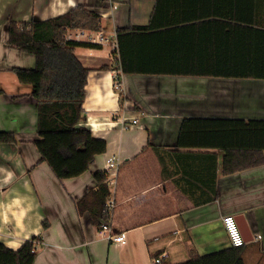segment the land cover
<instances>
[{
  "label": "crops",
  "instance_id": "crops-1",
  "mask_svg": "<svg viewBox=\"0 0 264 264\" xmlns=\"http://www.w3.org/2000/svg\"><path fill=\"white\" fill-rule=\"evenodd\" d=\"M79 5L102 16L100 32L109 37L148 25L156 0H0V242L18 250L38 237L35 264H157L159 257L180 264L192 250L204 256L231 248L222 218L234 215L252 237L242 248L245 264H264V165L225 175L220 150L178 147L185 118L264 120V79L124 75L113 50L78 47L90 69L78 125L87 130L40 133L33 87L12 71L33 69L36 57L9 45L8 26ZM217 10L252 11L251 26L264 29V0H170L162 12ZM152 145L167 149L163 162ZM111 155L122 161L116 178L104 171ZM102 181L115 205L100 225L78 202ZM120 234L124 244L110 239Z\"/></svg>",
  "mask_w": 264,
  "mask_h": 264
},
{
  "label": "trees",
  "instance_id": "trees-1",
  "mask_svg": "<svg viewBox=\"0 0 264 264\" xmlns=\"http://www.w3.org/2000/svg\"><path fill=\"white\" fill-rule=\"evenodd\" d=\"M169 1L156 0L148 25L118 29V47L112 54L121 74L264 79V29L251 26L255 23L252 11L238 14L217 10L176 17L179 14L175 12H162L163 2ZM160 17L167 19L159 20ZM102 29V16L84 5L47 20L10 21L9 45L36 57L33 69L16 67L12 71L20 83L33 87L29 96L38 104L40 133L87 130L78 125L86 118L84 103L90 69L76 55V48L101 49L102 45L70 39L69 33ZM3 141L0 139V143ZM178 147L220 150L224 153L225 175L260 167L264 165V120L185 118ZM153 148L163 162L167 149L156 145ZM110 198L108 184L99 182L78 202L79 211H89L102 225L112 217L106 207ZM38 240H27L18 250L0 242V264H35ZM242 248L231 247L204 256L192 250L190 259L180 264H245Z\"/></svg>",
  "mask_w": 264,
  "mask_h": 264
},
{
  "label": "built area",
  "instance_id": "built-area-1",
  "mask_svg": "<svg viewBox=\"0 0 264 264\" xmlns=\"http://www.w3.org/2000/svg\"><path fill=\"white\" fill-rule=\"evenodd\" d=\"M70 39H77L81 40L84 38L85 41L93 43V44H99L103 45L105 43H111V46L113 50L117 49L118 47V36L117 34H114L113 36L106 37L102 32H96V31H88V30H77L75 36L69 34ZM115 89L117 91H120L122 89V84L120 80V76L117 75L115 77ZM124 122L123 128L128 129L131 127V125L137 124V119H134L132 123H126ZM122 165V161L117 158L115 155H111L106 159V167H105V174L112 176L113 178H116L118 175V171ZM108 183L110 181L108 180ZM115 205V202L113 199H109L106 202V207L110 210H113ZM222 222L224 225V228L227 232L230 244L232 247L239 248L243 247L247 244V241L242 233V230L240 228V225L238 223L237 217L234 215H226L222 218ZM110 239L114 243L118 244H124L125 243V236L124 234H120L118 236H110ZM162 261L161 257L155 260L157 264H160Z\"/></svg>",
  "mask_w": 264,
  "mask_h": 264
},
{
  "label": "water",
  "instance_id": "water-1",
  "mask_svg": "<svg viewBox=\"0 0 264 264\" xmlns=\"http://www.w3.org/2000/svg\"><path fill=\"white\" fill-rule=\"evenodd\" d=\"M237 220H238V223L240 225V228L242 230V233H243L246 241L252 240V237L250 236L248 227L246 226V224L243 221H241V220H243V217L239 216V217H237Z\"/></svg>",
  "mask_w": 264,
  "mask_h": 264
},
{
  "label": "rangeland",
  "instance_id": "rangeland-1",
  "mask_svg": "<svg viewBox=\"0 0 264 264\" xmlns=\"http://www.w3.org/2000/svg\"><path fill=\"white\" fill-rule=\"evenodd\" d=\"M107 36H109V34H106ZM93 49H95V50H103L104 49V51H111L112 52V50H113V48H112V46H111V43H105L104 45H103V48H101V49H97V48H93ZM15 78V77H14ZM103 174V173H102Z\"/></svg>",
  "mask_w": 264,
  "mask_h": 264
}]
</instances>
